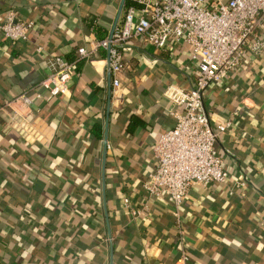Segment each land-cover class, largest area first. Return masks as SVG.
Instances as JSON below:
<instances>
[{"label":"crops","instance_id":"obj_1","mask_svg":"<svg viewBox=\"0 0 264 264\" xmlns=\"http://www.w3.org/2000/svg\"><path fill=\"white\" fill-rule=\"evenodd\" d=\"M121 1L0 0V23L13 11L33 24L25 42L0 33V264H264V52L246 50L240 72L204 91L212 125L238 113L215 149L229 178L192 186L179 225L169 196L148 198L142 184L155 169L156 140L175 123L165 89L193 86L185 46L130 41L110 95L102 49L77 64L57 98L37 87L49 56L73 61L78 48L109 36ZM32 88L42 97L30 107L6 106ZM12 112L36 124L37 141L7 125ZM98 124L101 139L92 134ZM239 178L246 187L229 194ZM124 197L146 205L144 215L131 220Z\"/></svg>","mask_w":264,"mask_h":264},{"label":"built area","instance_id":"obj_2","mask_svg":"<svg viewBox=\"0 0 264 264\" xmlns=\"http://www.w3.org/2000/svg\"><path fill=\"white\" fill-rule=\"evenodd\" d=\"M134 5L124 8L116 22L111 36L91 42L90 48L77 49L73 61L60 55L47 58L48 74L38 88L51 98L64 93L73 76L77 64L89 61L93 54L102 49L105 52L102 73L110 87L109 94L119 87L118 75L127 67L126 45L137 40L144 47L162 50L169 45H183L187 49L188 60L194 67L193 86L183 88L170 85L164 97L170 103L168 113L174 119V127L156 140L153 146L155 169L149 173L142 186L148 198L167 194L173 204V216L179 225V208L192 186L207 187L224 184L229 178L224 161L215 153L221 136L233 126L231 118L212 125L204 107L203 96L210 84L224 85L231 74L244 67V53L252 56L264 52V0H131ZM33 24L16 17L9 11L0 23V33L11 42L28 40ZM43 48L37 46L35 54ZM42 95L34 88L25 91L6 103H20L25 108L31 106L33 98ZM7 125L16 130L25 140H38L33 135L36 124L25 116L12 112ZM230 155V154H228ZM235 189H243L247 181L234 179ZM123 209L131 220L142 217L147 206L135 207L127 197L122 199ZM187 256L183 254L182 261Z\"/></svg>","mask_w":264,"mask_h":264},{"label":"water","instance_id":"obj_3","mask_svg":"<svg viewBox=\"0 0 264 264\" xmlns=\"http://www.w3.org/2000/svg\"><path fill=\"white\" fill-rule=\"evenodd\" d=\"M124 3H125V0H122V1H121V4H120V7H119V13H120V11H121V9H122ZM119 13H118V14H119ZM117 19H118V18H116L115 23L113 24V27L111 28V31H110V33H109V37L111 36V34H112V32H113V29H114V27H115V25H116ZM105 127L107 128V121L105 122ZM106 128H105V129H106ZM105 155H106V136H105L104 139H103V161H102V170H103V171H104V159H105ZM107 234H108V237H110V232H109V230H107Z\"/></svg>","mask_w":264,"mask_h":264},{"label":"trees","instance_id":"obj_4","mask_svg":"<svg viewBox=\"0 0 264 264\" xmlns=\"http://www.w3.org/2000/svg\"><path fill=\"white\" fill-rule=\"evenodd\" d=\"M130 5H134V3L131 0H125V7H128ZM92 134L97 138V139H101L102 138V128L101 126L98 124L96 126L93 127L92 129Z\"/></svg>","mask_w":264,"mask_h":264}]
</instances>
